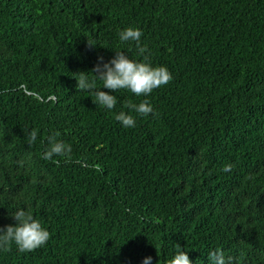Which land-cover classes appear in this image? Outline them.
<instances>
[{"label": "trees", "instance_id": "16d2710c", "mask_svg": "<svg viewBox=\"0 0 264 264\" xmlns=\"http://www.w3.org/2000/svg\"><path fill=\"white\" fill-rule=\"evenodd\" d=\"M127 27L173 79L147 98L97 79L109 111L77 80L114 50L144 59ZM144 99L154 114L122 127ZM51 136L71 149L54 161ZM16 207L51 239L0 264H167L177 245L264 264V0H0V227Z\"/></svg>", "mask_w": 264, "mask_h": 264}, {"label": "clouds", "instance_id": "9594fccd", "mask_svg": "<svg viewBox=\"0 0 264 264\" xmlns=\"http://www.w3.org/2000/svg\"><path fill=\"white\" fill-rule=\"evenodd\" d=\"M142 37L143 32L139 28L127 27L119 32L121 44L134 42L139 54L144 59H133L124 50H114L116 54L109 62H104L103 57L98 59L97 65L91 71L95 79H89L87 75L82 74L77 80V87L80 90L94 95L93 102L96 105L111 111L118 103L116 95L102 91L101 88L115 93L126 90L136 97L147 98L155 89L169 84L173 79L167 66H154L147 58L145 55L147 48L141 44ZM89 45L95 47L90 42ZM97 79L102 82L101 88L97 87ZM127 108L128 111L122 110L115 115L116 121L125 129L136 127V116L133 113L143 117L154 114V108L147 99L142 100L139 104L129 103ZM38 135V130H31L28 133L29 143H36ZM48 144L49 147L43 153L45 160L54 161V157L64 155L71 150L70 146L58 141L56 136L49 137ZM224 170L231 171V166H226ZM11 218L15 224L0 227V251H8L14 244L21 253L34 252L46 246L51 239L48 228L29 208L16 207ZM210 259L213 264H224L223 254L219 251L213 252ZM142 264H153V258L151 256L144 257ZM167 264H193V261L190 259L188 251L177 245L175 255L168 259Z\"/></svg>", "mask_w": 264, "mask_h": 264}]
</instances>
